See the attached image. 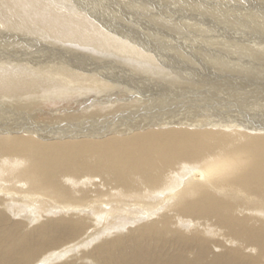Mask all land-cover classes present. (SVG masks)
I'll return each instance as SVG.
<instances>
[{
  "label": "bare ground",
  "instance_id": "bare-ground-1",
  "mask_svg": "<svg viewBox=\"0 0 264 264\" xmlns=\"http://www.w3.org/2000/svg\"><path fill=\"white\" fill-rule=\"evenodd\" d=\"M171 1L0 0V264H264V0Z\"/></svg>",
  "mask_w": 264,
  "mask_h": 264
},
{
  "label": "rangeland",
  "instance_id": "rangeland-1",
  "mask_svg": "<svg viewBox=\"0 0 264 264\" xmlns=\"http://www.w3.org/2000/svg\"><path fill=\"white\" fill-rule=\"evenodd\" d=\"M77 1V0H76ZM79 2H83L84 0H78ZM137 1H141V0H137ZM144 2H146L147 4L146 5H148L147 7H148V11H146V12H142V11H140V12H138V15H136V17L138 18V22H142V24H143V26L145 25L146 27H148V28H150L151 29V32H154V33H156V35H157V33H161V34H163V35H165L166 36V34L167 33H171L172 31H171V26L170 27H168V28H166V27H164V26H162V24H163V22L165 21V22H170V20H172V19H174L177 23L179 22V20L181 19V18H183V17H185V16H189V15H192L193 16V18L194 17H197V14L195 13V12H192V14H185V13H189V12H191V11H189V10H187L185 7H183L181 4L180 5H175L173 2L174 1H171V0H143ZM179 1H190V0H179ZM191 1H197V2H199V3H207V2H211L212 0H191ZM244 1H248V0H243V2ZM84 3V2H83ZM243 4H245V3H243ZM246 5V4H245ZM154 17V18H156L157 20H158V23L157 22H153V21H151L150 20V18L151 17ZM181 22V21H180ZM192 23H195L196 24V26L197 25H199V21L197 20V22H195V20H193V22ZM181 30H182V32H180L181 34V36H182V38L184 39V38H187V37H191L193 34H197V30L196 29H191V28H181ZM214 30H218L217 28H214ZM145 32V31H144ZM248 34V33H247ZM155 35H150V34H148V36H143V37H141V38H144V39H146V40H149L150 42H152L153 43V45H156L157 46V43H156V39H154L153 37H154ZM229 42H231V43H233L235 40H233V39H229L228 40ZM236 41H238V40H236ZM215 42H217L218 44H219V42L217 41V40H215ZM231 43H229V44H231ZM262 43V44H261ZM173 44H175L174 42H173ZM234 44V43H233ZM260 46H257V47H264V42H260V43H258ZM176 45V44H175ZM211 45H213V44H211ZM219 45H222V44H219ZM223 46V45H222ZM158 47V46H157ZM159 48V47H158ZM158 48H156V50L158 51ZM162 49H164V50H166L168 53H173L172 51H171V49H168L169 47H167V48H165L164 46H162L161 47ZM237 49V48H236ZM210 52H211V54L214 56H216L217 54H216V51H214V49H208ZM227 50H229L230 52H232V51H234V50H232V49H230V47L227 49L226 48V50L225 51H227ZM261 51H263L262 49H260ZM89 51V50H88ZM93 49H91L90 51H89V54H92L94 57H99L100 55H102V54H100V53H97V54H99V55H97V54H95V52L93 51ZM220 52H223V50L221 51L220 50ZM235 52H237L238 53V58L240 59V62H235L236 64L235 65H238L237 67H235L234 66V69H235V71H237L238 72V70H243V72H247V73H240V74H238L237 72H233V74L231 75V78L232 79H230L231 81H229V80H226L225 79V81L228 83V84H230V86L229 87H231V88H235V87H237V88H240V89H242V90H244V89H251V88H253L254 86H255V84H262V83H264L263 81H264V74H263V72H264V67H259L258 68V70H256V66H254V65H252V64H250V63H247L246 61H243V59H246V57H248L247 55V53L245 52V51H242V50H238V51H235ZM95 55H94V54ZM224 53V52H223ZM226 53V52H225ZM104 55V54H103ZM105 56V55H104ZM237 57V56H236ZM256 59V58H255ZM222 62H223V59H222ZM242 62V63H241ZM239 63V64H238ZM245 64H247V65H245ZM250 68V69H249ZM253 68V69H252ZM206 69V72H207V68H205ZM212 69V70H211ZM252 69V70H251ZM210 70H211V72H213V73H215L216 72V70H214L212 67H210ZM259 71V72H258ZM141 72V71H140ZM202 73H204V71H201ZM255 72V73H254ZM256 72H258V73H256ZM209 73H210V71H209ZM170 74V75H169ZM169 74H167L166 75V77H167V79L168 78H171V73H169ZM193 74L194 75H200V72H198L197 73V71L196 72H193ZM242 74V75H241ZM254 74V75H253ZM257 74V75H256ZM245 75H247V76H245ZM253 77H252V76ZM150 76V75H149ZM155 76L156 77H158V75H156L155 74ZM257 76V77H256ZM151 77V76H150ZM242 77V78H241ZM248 77V78H247ZM255 77V78H254ZM176 78V77H175ZM206 78H207V75H206ZM209 78V77H208ZM234 78H236V79H234ZM160 79V78H159ZM159 79H157L156 81H159ZM168 80H170V82L168 83V84H172V85H174V82L176 81V79L175 80H171V79H168ZM204 80H206V81H204ZM204 80H201L200 82L201 83H206V84H214V83H217L218 82V80H211V78H209V79H204ZM236 80V81H235ZM241 80V81H240ZM252 80V81H251ZM235 81V82H234ZM160 82H162V81H160ZM261 82V83H260ZM237 83V84H236ZM252 87H251V86ZM263 85V84H262ZM244 88V89H243ZM72 100H77V99H75V98H72ZM72 100H70V101H72ZM69 101V102H70ZM62 102V103H61ZM49 101V102H47V103H45V104H43V105H41L39 108H41V110H43V112H45L44 113V115L45 114H47V112L49 113L50 111H55L56 109L57 110H60V109H76V104L75 103H73V104H69V102H65V101ZM75 102V101H74ZM54 103V104H53ZM65 103V104H64ZM71 105V106H70ZM61 106H63V107H61ZM69 106V107H68ZM66 107V108H65ZM73 107V108H72ZM47 111V112H46ZM38 120H46L45 118H42V117H40Z\"/></svg>",
  "mask_w": 264,
  "mask_h": 264
}]
</instances>
